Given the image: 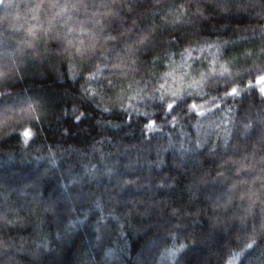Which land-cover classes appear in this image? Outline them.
Returning <instances> with one entry per match:
<instances>
[{"label":"trees","instance_id":"trees-1","mask_svg":"<svg viewBox=\"0 0 264 264\" xmlns=\"http://www.w3.org/2000/svg\"><path fill=\"white\" fill-rule=\"evenodd\" d=\"M5 4L0 264H264V0Z\"/></svg>","mask_w":264,"mask_h":264},{"label":"rangeland","instance_id":"rangeland-1","mask_svg":"<svg viewBox=\"0 0 264 264\" xmlns=\"http://www.w3.org/2000/svg\"><path fill=\"white\" fill-rule=\"evenodd\" d=\"M180 14L182 15V16H185V14L183 13V11H182V8H180ZM178 16L176 15L173 19H176ZM178 19V18H177ZM176 19V20H177ZM262 52V51H261ZM263 53V52H262ZM252 114L250 113L247 117H246V121H249L251 118H252ZM239 146H241V145H237L236 147H235V150H237L238 149V147ZM239 148H241V147H239ZM31 179L32 180H35V179H37V176H32L31 177ZM41 179V178H40ZM119 184H121V186L124 184V181H121V183H119ZM37 185H40V183L39 182H37ZM166 186L167 187H173L172 186V184H166ZM101 188V187H100ZM100 188H96V189H99L100 190ZM61 189V188H60ZM118 189V188H117ZM215 188L213 187V190H214ZM102 190V189H101ZM57 193V195L56 196H58V193H61V195H59V198H60V200H61V198H62V189L60 190V191H57L56 192ZM94 198V197H93ZM222 198H228V196H225L224 197V194L222 193ZM58 201V200H57ZM229 202H231L230 200H228ZM59 202V201H58ZM50 203V205L49 206H44V207H42V209H44V211H46V210H52L55 206H57V204H56V201L54 200V201H50L49 202ZM228 203V202H227ZM225 204V203H224ZM48 212V211H47ZM43 214L45 213V212H42ZM48 213H53V211L52 212H48ZM54 214V213H53ZM53 214H51L52 216H53ZM124 215V214H123ZM122 216V215H121ZM123 217V216H122ZM176 229H180L181 228V225H179V226H177V227H175ZM64 230V229H63ZM205 237V236H204ZM207 238V237H206ZM34 245H35V247H36V245H37V243H33ZM195 244H199V245H202V239H200V240H198V241H195L194 243H193V245H195ZM202 249H204V246H202ZM207 249V248H206ZM205 249V250H206ZM77 260H78V258H77ZM92 261H93V259H91V264H94V262L92 263ZM89 264H90V261H89Z\"/></svg>","mask_w":264,"mask_h":264},{"label":"snow or ice","instance_id":"snow-or-ice-1","mask_svg":"<svg viewBox=\"0 0 264 264\" xmlns=\"http://www.w3.org/2000/svg\"><path fill=\"white\" fill-rule=\"evenodd\" d=\"M0 6H4V7H7L9 5H6L5 4V0H0ZM225 72H227V69L224 70ZM223 74V73H222ZM258 82L261 83V84H264V75H261L258 79ZM260 91L262 93H264V87H262L260 89ZM237 94V89L236 88H232L231 92L228 93V95H236ZM175 106V101L173 103H168L167 104V107L169 109V111H171ZM197 106L196 105H192V108H196ZM24 135L27 137L29 135L28 132H25Z\"/></svg>","mask_w":264,"mask_h":264}]
</instances>
